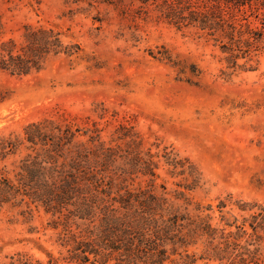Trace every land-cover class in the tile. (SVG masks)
<instances>
[{
    "label": "rangeland",
    "instance_id": "374dc122",
    "mask_svg": "<svg viewBox=\"0 0 264 264\" xmlns=\"http://www.w3.org/2000/svg\"><path fill=\"white\" fill-rule=\"evenodd\" d=\"M94 5L0 0V46L22 43L30 25L55 29L65 47L81 49L73 57L50 56L41 72L26 77L0 71V135H21L31 123L52 120L97 128L110 141L125 127L138 134L145 150L167 147L198 168L203 181L190 195V210L198 203L212 205L214 224L221 219L216 206L230 195L233 201L264 205V48L257 56L241 52L229 60L223 46L193 30L178 31L153 13L136 17L138 4L126 12ZM250 24L260 26L255 18ZM20 157L0 161V169L12 175ZM158 173V185L165 180L169 190L176 188L178 179L163 169ZM20 213L0 212V264L17 253L45 262L47 253L61 258L51 216ZM223 215L232 222L244 214L230 205Z\"/></svg>",
    "mask_w": 264,
    "mask_h": 264
},
{
    "label": "trees",
    "instance_id": "16d2710c",
    "mask_svg": "<svg viewBox=\"0 0 264 264\" xmlns=\"http://www.w3.org/2000/svg\"><path fill=\"white\" fill-rule=\"evenodd\" d=\"M133 9L138 18L153 13L178 31L236 53L257 56L264 48V0H76ZM255 18L260 26L252 27ZM23 41L3 42L0 71L26 77L43 70L50 56L78 55L65 47L55 29L24 27ZM22 154L12 175L0 169V212L19 209L24 217L43 211L52 218L61 258L42 261L17 253L5 264H264V205L233 201L216 209L196 204L190 195L202 186V174L187 158L165 147L144 149L138 134L121 127L110 141L101 131L82 130L52 120L31 123L21 135H0V161ZM163 169L175 182L158 185ZM138 185L136 186V183ZM230 205L244 215L232 222ZM34 230L31 229V233ZM200 251V255L196 252Z\"/></svg>",
    "mask_w": 264,
    "mask_h": 264
}]
</instances>
